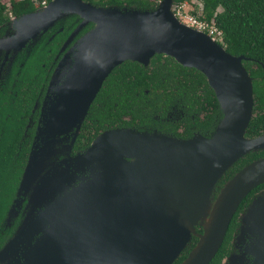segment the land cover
I'll list each match as a JSON object with an SVG mask.
<instances>
[{"label": "water", "instance_id": "obj_1", "mask_svg": "<svg viewBox=\"0 0 264 264\" xmlns=\"http://www.w3.org/2000/svg\"><path fill=\"white\" fill-rule=\"evenodd\" d=\"M174 7L173 0H159L151 10L49 0L13 18L14 31L0 36V51L16 52L66 15L93 24L51 75L52 97L41 107L4 226L27 202L0 248V264L9 255L15 260L17 243L22 239L27 245L39 231V239L17 250H24L23 264H172L191 236L197 240L178 264H208L241 200L264 183L262 156L214 195L234 161L264 148V133L244 135L253 105L251 78L241 63L245 57L229 54L207 33L181 22ZM154 54L205 77L221 112L213 130L180 139L112 128L72 154L79 126L111 69L125 60L146 66ZM238 222L232 239L246 236L248 242L230 252L226 264H245L246 255L251 264H264V191L238 214Z\"/></svg>", "mask_w": 264, "mask_h": 264}, {"label": "trees", "instance_id": "obj_2", "mask_svg": "<svg viewBox=\"0 0 264 264\" xmlns=\"http://www.w3.org/2000/svg\"><path fill=\"white\" fill-rule=\"evenodd\" d=\"M48 1L7 0L4 3L0 0V25L8 21L10 16L18 17ZM84 1L100 7L115 5L151 10L159 0ZM185 1L173 0V3L179 6ZM200 2L199 14L194 9L190 14L219 31L220 40L217 43L226 52L245 57L241 63L251 78L253 105L244 135L258 136L264 133V0ZM31 57L0 91V248L11 237L12 229H15L19 221L15 218L9 227L3 223L15 197L35 133L32 136L30 128L26 130L27 135H23L26 118L39 86L44 84V75L33 71L32 63L35 60L32 61ZM10 81L14 83L12 87ZM207 106L211 107L210 112L205 111ZM173 108L183 113L181 137L184 139L189 138L192 131L202 135L209 134L221 117L213 91L198 70L184 67L162 54H154L146 66L135 61H122L102 81L79 126L71 152L73 154L83 150L99 132L112 128L155 130L169 135L166 133L169 125L166 119H173ZM193 111L203 114V117L196 118L191 123L189 116ZM205 130L210 132L203 133ZM262 156L264 148L249 151L234 161L217 181L214 195L242 166ZM261 188H264V183L250 190L241 200L221 245L208 264H220L221 259L230 252L232 233L238 226V212ZM195 231L199 233L201 228L196 226ZM196 240L195 236H191L172 264L182 261Z\"/></svg>", "mask_w": 264, "mask_h": 264}, {"label": "flooded vegetation", "instance_id": "obj_3", "mask_svg": "<svg viewBox=\"0 0 264 264\" xmlns=\"http://www.w3.org/2000/svg\"><path fill=\"white\" fill-rule=\"evenodd\" d=\"M45 4L46 3H42L41 6H44ZM13 18L15 17L10 16L8 21L0 25V36H7L11 34L12 31H14V24H12ZM92 26L93 24L89 21H84L82 23V18H80L78 15L69 14L63 18L56 20L50 27L46 28L45 30H41L36 35L35 39H29L28 41H26L18 51L7 53L0 51V91H2V88L7 85L9 78L10 80H12V75H17L20 72V68L31 56L32 61L35 60L32 63L34 67L33 71L42 73L44 75V84H41L39 86L37 94L31 104L29 114L26 118V123L23 130L24 136L27 135L26 130L30 128L32 129L33 136V133L35 132L37 127L41 107L44 102L52 97L53 87H50L49 89L48 84L51 75L54 72V69L62 58L66 60L68 58H71L72 54L70 52V48L72 44L85 32L91 29ZM13 85L14 83L10 81V87H12ZM210 108V106H207V110L205 111L210 112ZM173 110L175 114L174 117H171L173 119H166L169 122L168 131L166 133L172 135L173 137L184 139L181 137V134H183V124L181 123L183 113L182 111L176 110L175 108H173ZM262 111L264 112V110ZM189 117L190 122L193 123L196 118H202L203 114H197L195 111H193ZM192 127L193 125H191V128ZM209 132L210 131L205 130L203 133ZM194 134H196V131H192L190 136ZM261 191H264V188H261L259 191H257L255 195L251 197L250 201ZM246 206L243 209H245ZM243 209L241 211H243ZM240 212H238V214ZM13 231L14 228L12 229V232ZM233 234L234 233H232V237ZM237 247L239 246H232L231 243L230 250L237 252Z\"/></svg>", "mask_w": 264, "mask_h": 264}, {"label": "rangeland", "instance_id": "obj_4", "mask_svg": "<svg viewBox=\"0 0 264 264\" xmlns=\"http://www.w3.org/2000/svg\"><path fill=\"white\" fill-rule=\"evenodd\" d=\"M3 2L4 3H7V0H3ZM200 0H186L185 2H183L181 5H179V6H175L174 7V10H173V12H174V15L181 21V22H184L185 23V21H187V19L188 18H190L191 17V15H190V11H192L193 9L197 12V14H199V12H200ZM218 10H220L219 8H218ZM186 24V23H185ZM82 174H80L79 175V177L81 176ZM78 182V179H75L74 181H73V184H76ZM260 193V192H259ZM27 202V200H24L22 203H21V205H20V207L19 208H17L16 210H17V217L16 218H18V220H20V214L22 213V209L24 208V206H25V203ZM27 208H29V206L27 207ZM10 221L11 220H9L8 221V223H10ZM12 222V221H11ZM239 223V222H238ZM236 232L237 231H235L234 232V234H233V236H235L236 235ZM40 231L38 232V233H36L35 235H33L32 237H31V239H29L28 241H27V245H25L24 243H22V241L24 242V240H22L21 239V241L20 242H18L17 243V246L15 247V249H16V254H17V256H15L16 258H15V260L14 259H12V258H10V255L9 256H7L6 257V259H5V261H4V263H2V264H23V257H22V251H24L23 250V248H21L20 250H21V252L20 253H18L17 252V250L19 249V247H22V246H26V247H28L29 245H32L37 239H39V237H40ZM240 237H238V238H236V240L235 239H232L231 240V243H232V246H235V245H237V246H240L241 248L242 247H244L245 245H246V243L248 242V239H247V237L245 236L242 240H240L239 239ZM25 239V238H24ZM234 242V243H233ZM238 250V249H237ZM230 252H232L231 250H230ZM229 252V253H230ZM234 252V251H233ZM8 253V252H7ZM229 255V254H228ZM227 255V256H228ZM227 256H225V257H223L222 258V260H221V264H226V262H227V259H226V257ZM247 259H248V264H251V261H250V257L249 256H245Z\"/></svg>", "mask_w": 264, "mask_h": 264}, {"label": "built area", "instance_id": "obj_5", "mask_svg": "<svg viewBox=\"0 0 264 264\" xmlns=\"http://www.w3.org/2000/svg\"><path fill=\"white\" fill-rule=\"evenodd\" d=\"M201 6V5H200ZM177 7V6H176ZM191 15V14H190ZM185 23L192 28H195L197 30L203 31L207 33L210 37L214 39V41L218 42L220 40V33L215 28H213L211 25H207L206 22L198 19L197 17L191 15L190 18L185 21Z\"/></svg>", "mask_w": 264, "mask_h": 264}]
</instances>
